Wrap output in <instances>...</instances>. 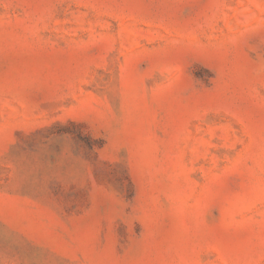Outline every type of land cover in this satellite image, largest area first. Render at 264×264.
Returning a JSON list of instances; mask_svg holds the SVG:
<instances>
[{
  "label": "rangeland",
  "instance_id": "rangeland-1",
  "mask_svg": "<svg viewBox=\"0 0 264 264\" xmlns=\"http://www.w3.org/2000/svg\"><path fill=\"white\" fill-rule=\"evenodd\" d=\"M0 264H264V0H0Z\"/></svg>",
  "mask_w": 264,
  "mask_h": 264
}]
</instances>
